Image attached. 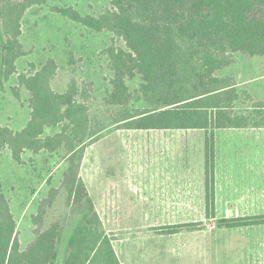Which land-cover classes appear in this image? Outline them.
<instances>
[{
	"label": "rangeland",
	"instance_id": "374dc122",
	"mask_svg": "<svg viewBox=\"0 0 264 264\" xmlns=\"http://www.w3.org/2000/svg\"><path fill=\"white\" fill-rule=\"evenodd\" d=\"M109 6L110 0H45L25 11L20 36L25 54L17 60L15 74L0 78V124L20 130L29 119V93L19 85L20 74H32L53 59L57 73L52 87L62 92L73 68L78 82L91 87L89 114L100 129L86 140L79 174L121 264H264V223L227 227L223 221L264 215V130L214 131L210 217L204 189L205 132L132 130L114 124L119 107L108 104L113 74L106 50L112 44L123 47V42L57 11L72 7L81 15L97 16ZM235 59L225 73L244 80L254 92L264 81V58ZM126 83L136 97L139 79ZM143 104L136 99L130 107ZM65 169L63 146L54 152L25 150L20 162L9 149L0 151V178L21 249L34 238L38 225L34 227L32 217L41 204L45 209L41 229L54 222L60 226L62 259L66 239L88 206L84 200L69 199L61 188ZM50 197V205L41 203Z\"/></svg>",
	"mask_w": 264,
	"mask_h": 264
},
{
	"label": "trees",
	"instance_id": "16d2710c",
	"mask_svg": "<svg viewBox=\"0 0 264 264\" xmlns=\"http://www.w3.org/2000/svg\"><path fill=\"white\" fill-rule=\"evenodd\" d=\"M44 2L0 0L1 79L16 73V62L25 54L20 41L25 11ZM57 11L123 42V47L112 44L106 50L113 74L108 104L119 107L114 124L132 130L205 132L204 189L212 217L214 131L264 128V100L255 99L235 75L225 73L237 55L264 58V0H110L97 16L81 15L72 7ZM71 72L62 92L52 87L57 73L53 59L32 74L18 76L20 87L29 93V119L20 130L0 124V151L9 149L20 162L25 150L54 152L63 146L66 169L61 188L69 199L84 200L88 206L66 239L62 259L60 226L54 222L41 229L45 213L41 204L32 217L34 227L38 225L34 238L21 249L0 178V264H121L79 174L86 140L100 129L89 114L90 85L79 83ZM134 78L139 79L136 97L126 83ZM13 92L19 97L17 88ZM136 99L143 101L142 107H130ZM59 125L58 132L45 134ZM52 200L41 203L50 205ZM223 221L227 227L248 226L264 223V215Z\"/></svg>",
	"mask_w": 264,
	"mask_h": 264
},
{
	"label": "crops",
	"instance_id": "0c3cea01",
	"mask_svg": "<svg viewBox=\"0 0 264 264\" xmlns=\"http://www.w3.org/2000/svg\"><path fill=\"white\" fill-rule=\"evenodd\" d=\"M258 78H260L261 79V77H258ZM237 81L240 83V84H242V85H246L247 87V90L249 91V93L255 98V99H257V100H259V99H263L264 100V81H260V85L258 86V88L254 91V92H252L253 90H252V88H251V86L250 85H247L246 84V82L243 80V81H239V79L237 78ZM261 84H262V86H261ZM255 93V94H254ZM232 129H235V128H232ZM238 129H254V128H238ZM255 129H262V130H264V128H255ZM216 155V154H215ZM215 159H216V157H215ZM215 163H216V160H215Z\"/></svg>",
	"mask_w": 264,
	"mask_h": 264
},
{
	"label": "water",
	"instance_id": "95a60500",
	"mask_svg": "<svg viewBox=\"0 0 264 264\" xmlns=\"http://www.w3.org/2000/svg\"><path fill=\"white\" fill-rule=\"evenodd\" d=\"M232 214H233V211L230 212V215H232Z\"/></svg>",
	"mask_w": 264,
	"mask_h": 264
}]
</instances>
